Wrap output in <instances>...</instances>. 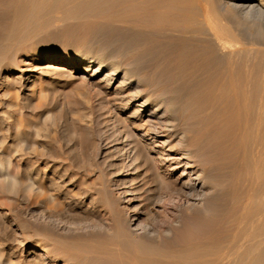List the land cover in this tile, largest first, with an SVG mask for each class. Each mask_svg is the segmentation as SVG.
Masks as SVG:
<instances>
[{"label": "bare ground", "instance_id": "obj_1", "mask_svg": "<svg viewBox=\"0 0 264 264\" xmlns=\"http://www.w3.org/2000/svg\"><path fill=\"white\" fill-rule=\"evenodd\" d=\"M12 3L1 55L57 15L75 19L73 44L99 53L91 76L101 69V80L110 85L116 75V98L125 105L138 101V110L153 106L154 119L140 118L142 135L161 148L159 155L145 154L142 177L131 178L139 184L130 186L126 209L116 204L105 181L78 178V196L91 206L78 205L74 213L86 220L97 213L102 225L53 238L55 249L43 247L45 255L63 257L62 264H227L234 257L236 264H264V198L258 197L264 190V64L250 52L258 45L264 55V0ZM49 59L52 68L63 62L65 71L78 63L73 55ZM12 180L0 163V188ZM95 194L101 195L98 204H92ZM155 207L164 214L151 222ZM37 255L43 258L30 264H48L44 254ZM5 261L0 264L14 263Z\"/></svg>", "mask_w": 264, "mask_h": 264}, {"label": "rangeland", "instance_id": "obj_2", "mask_svg": "<svg viewBox=\"0 0 264 264\" xmlns=\"http://www.w3.org/2000/svg\"><path fill=\"white\" fill-rule=\"evenodd\" d=\"M13 11L12 0L0 1L1 40L10 32ZM73 22L75 19L57 15L27 40L13 42V52L0 53V163L13 178L8 188H0L1 262L9 263L12 259L13 264H30L34 257L41 260L42 255L37 254H44L43 261L48 264H62L63 257L51 260L43 247L52 251L55 249L53 238L88 233L103 222L97 213L91 220L74 213L79 206L82 209L91 206L89 199L78 196L80 184L76 180L87 174L83 179L105 181L104 187L116 199V204L126 209V200L131 197L126 195L130 186L139 184L136 180L131 182V178L138 174L142 177L147 166L145 154L156 156L157 150H161L153 147L151 136L142 135L145 125L140 118L154 119L149 115L153 106L138 110V101L125 105V99L116 98L120 88L116 75L112 76L110 85L101 80V69L91 76L99 53L73 44L69 35L76 34ZM261 47L255 45L250 51L257 56L259 65L264 64ZM52 55L63 58L73 55L78 63L70 71L61 69L63 62L52 68L49 65ZM87 60L92 62L86 65L83 62ZM263 191L260 190L258 197L264 198ZM65 194L70 195L68 200L62 197ZM95 196L92 204L101 197ZM71 200L78 204L74 205ZM230 205L227 202L225 207ZM151 214L153 222L159 221L164 213L155 207ZM229 229L224 235L227 240ZM236 263L238 260L234 257L227 264Z\"/></svg>", "mask_w": 264, "mask_h": 264}]
</instances>
